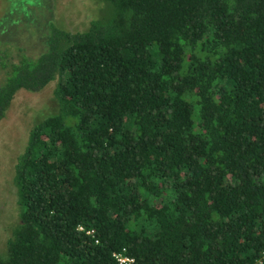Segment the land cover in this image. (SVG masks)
<instances>
[{
    "label": "trees",
    "instance_id": "trees-1",
    "mask_svg": "<svg viewBox=\"0 0 264 264\" xmlns=\"http://www.w3.org/2000/svg\"><path fill=\"white\" fill-rule=\"evenodd\" d=\"M100 1L0 63V116L50 80L57 104L0 264H264V0Z\"/></svg>",
    "mask_w": 264,
    "mask_h": 264
},
{
    "label": "rangeland",
    "instance_id": "rangeland-1",
    "mask_svg": "<svg viewBox=\"0 0 264 264\" xmlns=\"http://www.w3.org/2000/svg\"><path fill=\"white\" fill-rule=\"evenodd\" d=\"M13 1L25 2L27 7H13ZM100 7L101 1H98L97 12ZM2 9L7 11L1 13L4 11ZM55 9L53 19L58 25L77 30L85 27L89 17L95 13L93 0H52L47 6L42 2L30 6L23 0H0V44L24 48V57L35 58L42 52L38 48L39 32L43 33L45 30V25H41L42 19L49 20ZM15 11L18 15L12 18L10 12ZM31 51L36 54L31 55ZM1 62L9 65V61L4 58ZM53 83L52 81L50 84ZM51 88L47 87L36 93L24 88L18 89L10 101L6 115L0 119V251H4V240L10 227L18 222L19 205L13 186L15 156L23 148L29 127L56 111L57 104Z\"/></svg>",
    "mask_w": 264,
    "mask_h": 264
},
{
    "label": "flooded vegetation",
    "instance_id": "flooded-vegetation-1",
    "mask_svg": "<svg viewBox=\"0 0 264 264\" xmlns=\"http://www.w3.org/2000/svg\"><path fill=\"white\" fill-rule=\"evenodd\" d=\"M23 1H26L27 2V4H29L30 6L32 5V4H34V3H36V2H42L45 6H47L52 0H23ZM98 1H100V0H93V2H94V15L93 16H90L89 17V19L87 20V23H88V21L89 20H91V19H93V18H96L98 15H99V12H100V9L102 8V6H103V2L101 1V7H100V9H99V11L97 12V9H96V3L98 2ZM25 6V7H27L26 6V3L25 2H16V1H13V7H15V6ZM2 10H4V11H2L1 13H4L5 11H7V9H2ZM55 12H56V9L53 11V12H51V18L49 19V20H47V21H44L43 19H42V23H41V25L43 26V25H45V30H44V32L43 33H40L39 32V36H40V38H39V40H38V42H39V44L40 45H38V48L41 50H45V48H46V37H47V35H48V33H49V31H50V28H51V26L52 25H54V26H56V27H58V28H61V29H64V30H67V31H75V30H77V29H73V27H71V28H67V27H65V26H60V25H58L56 22H55V20L53 19V14H55ZM15 13H18V12H10V14H11V16H12V18H13V16H16V15H18V14H15ZM96 14V15H95ZM42 18H43V16H42ZM17 21V20H16ZM51 25V26H50ZM87 25V24H86ZM86 27V26H85ZM85 27H83V28H81V29H84ZM42 29V28H41ZM79 30V29H78ZM41 50V51H42ZM36 51H38V50H36ZM32 52V54L31 55H35L36 54V52L35 51H31ZM25 54V52H24V48H20V47H16V46H10V45H7V44H0V63H1V60H2V58H4L5 60H8L9 62H11V61H16L17 59H19L20 57H22L23 55ZM28 54H29V52H28ZM4 71H5V69L4 68H1V66H0V82H1V80H3L4 79ZM52 81H54V80H50V81H48V82H46L41 88H39L38 90H29V91H31V93L32 92H34V93H36V92H40V90L41 89H44V88H47V87H52L53 88V84H50ZM52 88H51V92H52ZM18 89H20V88H18ZM18 89H16L14 92H13V94H12V96H11V98L9 99V102H8V105H7V107L5 108V111H4V113H3V115H1L0 116V119H2L5 115H6V111H7V109H8V107H9V104H10V101L12 100V98H13V95H14V93L18 90ZM27 90V89H26ZM34 124V123H33ZM31 128V126L29 127V129ZM29 129H28V131H29ZM28 131H27V134H26V136L28 135ZM26 141V140H25ZM25 144V143H24ZM23 147H24V145H23ZM22 150H23V148H22ZM21 150V151H22ZM20 151V152H21ZM19 152V153H20ZM18 153V154H19ZM17 154V155H18ZM16 155V156H17ZM16 156H15V160H16ZM14 163H15V161H14ZM14 163H13V165H14ZM13 184V183H12ZM13 186L15 187V185L13 184ZM15 194H16V187H15ZM16 201H17V194H16Z\"/></svg>",
    "mask_w": 264,
    "mask_h": 264
},
{
    "label": "built area",
    "instance_id": "built-area-1",
    "mask_svg": "<svg viewBox=\"0 0 264 264\" xmlns=\"http://www.w3.org/2000/svg\"><path fill=\"white\" fill-rule=\"evenodd\" d=\"M114 256H115L116 260L119 263H121V262H128V261L131 260V258H129V257L123 255V254H120V253H115Z\"/></svg>",
    "mask_w": 264,
    "mask_h": 264
}]
</instances>
